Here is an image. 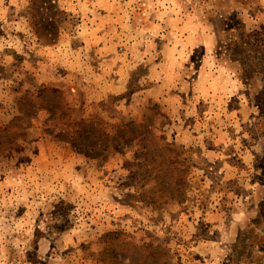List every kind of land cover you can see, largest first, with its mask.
I'll return each mask as SVG.
<instances>
[{
	"label": "rangeland",
	"instance_id": "1",
	"mask_svg": "<svg viewBox=\"0 0 264 264\" xmlns=\"http://www.w3.org/2000/svg\"><path fill=\"white\" fill-rule=\"evenodd\" d=\"M0 264H264V0H0Z\"/></svg>",
	"mask_w": 264,
	"mask_h": 264
}]
</instances>
